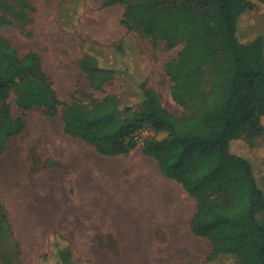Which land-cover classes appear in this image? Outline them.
I'll use <instances>...</instances> for the list:
<instances>
[{
    "label": "trees",
    "instance_id": "16d2710c",
    "mask_svg": "<svg viewBox=\"0 0 264 264\" xmlns=\"http://www.w3.org/2000/svg\"><path fill=\"white\" fill-rule=\"evenodd\" d=\"M117 2L126 0H104L103 5ZM2 5L14 10L5 1ZM261 6L264 0H174L160 7L139 1L127 6L124 23L130 31L146 28L154 37L165 38L169 48L182 39L186 41L180 60L167 64L173 80L184 72L186 87L201 84V63L221 52L222 63L215 73L210 98L202 92L204 107L182 117L166 108L145 81L140 83V98L133 105L123 103L122 95L115 94L91 106L61 101L40 55L34 51L20 55L0 35V97L15 91L23 108L17 117L8 103L0 109V132L4 135L0 154L7 139L26 127V114L34 106H40L48 116L61 112L68 134L86 140L106 155L130 153L138 146L131 135L150 128L154 135L143 144V150L197 199L191 227L196 235L210 240L209 260L227 254L240 264H264V222L257 217L264 210V190L252 161L232 151L235 139L252 141L264 136V36L242 41L239 27L243 15ZM14 13L25 16L23 11ZM113 47L122 57L126 55L125 40ZM80 66L96 90L117 77V69L102 64L89 52ZM213 195L216 198L210 200ZM49 263L80 261L64 241L55 247Z\"/></svg>",
    "mask_w": 264,
    "mask_h": 264
},
{
    "label": "rangeland",
    "instance_id": "374dc122",
    "mask_svg": "<svg viewBox=\"0 0 264 264\" xmlns=\"http://www.w3.org/2000/svg\"><path fill=\"white\" fill-rule=\"evenodd\" d=\"M3 1L14 7L15 12H25V16H16L14 10L2 5ZM139 1H144L148 7H160L165 1L174 0H126L109 6L103 5L104 0H24L23 4L16 0H0V16L3 17L0 35L8 39L20 55L30 51L40 55L47 74L53 79L58 98L68 104L91 106L94 101L115 94L122 95L123 103L133 105L139 101V85L145 81L175 115L198 113L204 107L202 92L210 98L215 73L222 63L221 52L201 63V84L184 86V72L179 79L173 80L167 73V64L180 60L186 41L182 39L169 48L165 38L154 37L146 28L130 31L124 23V13L129 4ZM239 27L242 41L264 36V6L243 15ZM119 40L126 41L127 51L123 57L113 47ZM86 52L97 56L102 64L117 69V77L102 89H94L81 69L80 60ZM17 99L18 94L10 91L6 98L0 97V109L8 103L13 116L17 117L23 109ZM40 109L34 106L31 118L39 115L36 110ZM262 123L264 125V117ZM2 136L0 132V142ZM232 151L252 161L259 185L264 190V136L252 141L235 139ZM213 198L216 195L210 200ZM2 217L0 211V264H50L55 247L64 241L80 264H240L238 259L227 254L209 260L212 247L205 237L183 239L187 243L180 245H73L60 230L50 227V222L32 220L21 224L41 227L8 228ZM257 217L264 222V210ZM89 255L97 259L85 258Z\"/></svg>",
    "mask_w": 264,
    "mask_h": 264
},
{
    "label": "crops",
    "instance_id": "0c3cea01",
    "mask_svg": "<svg viewBox=\"0 0 264 264\" xmlns=\"http://www.w3.org/2000/svg\"><path fill=\"white\" fill-rule=\"evenodd\" d=\"M33 110L0 157V211L8 228L50 222L73 245H180L198 236L191 227L197 199L143 144L128 154H102L68 134L61 115L41 108L31 118Z\"/></svg>",
    "mask_w": 264,
    "mask_h": 264
},
{
    "label": "built area",
    "instance_id": "2783aa9c",
    "mask_svg": "<svg viewBox=\"0 0 264 264\" xmlns=\"http://www.w3.org/2000/svg\"><path fill=\"white\" fill-rule=\"evenodd\" d=\"M154 132L150 128H142L131 135V138H133L135 141H137L140 144H144L149 137L153 136Z\"/></svg>",
    "mask_w": 264,
    "mask_h": 264
}]
</instances>
